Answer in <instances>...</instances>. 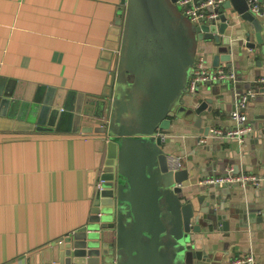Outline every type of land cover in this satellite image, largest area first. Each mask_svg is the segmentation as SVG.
<instances>
[{
  "label": "water",
  "instance_id": "1",
  "mask_svg": "<svg viewBox=\"0 0 264 264\" xmlns=\"http://www.w3.org/2000/svg\"><path fill=\"white\" fill-rule=\"evenodd\" d=\"M259 1L260 9L253 14L247 0H225L216 10L208 8L218 14L215 20L198 26L186 20L178 0H122L125 12L103 53L112 65L104 98H74L64 91L0 78V118H14L18 108V119L39 131L94 132L102 139L91 216L55 244L41 264H220L222 254L206 240L213 241L217 231L227 232L230 219L239 226L264 221V208L225 213L227 197L244 195L246 189L202 184L230 171L202 178L197 191L184 184L195 174L170 168L162 140L173 121L184 119L202 129L206 112L212 111L214 100L200 91L189 100L196 106L188 108L183 101L200 42L216 68L236 67L241 72L251 55H264V0ZM242 81L238 73L235 82ZM217 84L221 86L216 96L222 88L229 89L228 82ZM257 88L264 94V86L256 83L246 91ZM258 98L251 100L263 101ZM89 117L102 124L81 128ZM263 128L247 136L264 138ZM205 129L207 135L210 128ZM206 228L210 231L204 232Z\"/></svg>",
  "mask_w": 264,
  "mask_h": 264
},
{
  "label": "crops",
  "instance_id": "2",
  "mask_svg": "<svg viewBox=\"0 0 264 264\" xmlns=\"http://www.w3.org/2000/svg\"><path fill=\"white\" fill-rule=\"evenodd\" d=\"M121 1L0 0V78L24 87L64 91L74 98H104L112 65L103 53L115 23L125 12ZM204 46V42L198 44L196 58L202 56L208 67L216 68ZM225 69L242 74L243 81L228 82L229 89L222 88L218 96L214 95L221 86L217 83L200 88L202 97L214 100L202 129L177 119L164 131V150L181 157L182 169L194 172L195 177L184 184L196 191L198 182L212 173L264 174V138L255 136L264 126V94L258 88L256 97L263 101L252 99L247 107L254 136H247L243 144L218 138L199 142L207 127L233 128L230 113L236 96L248 92L251 83L264 86L263 54L251 55L241 72L236 67ZM193 95L186 90L183 96L188 108L196 106L189 101ZM19 113L15 108L14 118H0V264H41L55 244L84 226L91 216L95 161L102 139L94 132L39 131L19 120ZM101 124L89 117L81 128ZM225 206L228 215L244 208L260 211L264 183L247 187L244 195L228 196ZM229 221L227 232L217 231L213 241L206 240L222 254L220 264L249 253L257 264H264V221L247 226Z\"/></svg>",
  "mask_w": 264,
  "mask_h": 264
},
{
  "label": "built area",
  "instance_id": "3",
  "mask_svg": "<svg viewBox=\"0 0 264 264\" xmlns=\"http://www.w3.org/2000/svg\"><path fill=\"white\" fill-rule=\"evenodd\" d=\"M225 0H204L203 2L196 3L193 0H178L179 5L182 7V14L188 17L190 22L195 25H202L204 21L211 22L218 16L216 11L209 12L208 8L212 7L216 10ZM248 11L257 14L260 9L259 0H247ZM237 74L235 71L225 68H210L206 60L199 56L195 59L192 70V77L190 79L187 90L194 94L197 93L202 86L208 83H226L235 82ZM264 84V80H262ZM257 93L248 91L244 94H238L234 101V108L230 113V117L234 122V127L229 130L210 129L207 135H203L199 142L205 144L210 139L224 138L228 140H235L239 144L245 142L246 136L252 131L250 126L247 107L248 104ZM166 135L162 132V140L164 141ZM169 166L171 169L178 170L181 166V157L170 155ZM264 183V174H230L228 176L210 177L202 181V184H219V185H236L240 188L246 189L249 186L259 187ZM100 189V184L97 186ZM95 187V190L97 189ZM226 264H257L256 258L253 253L242 255L229 259Z\"/></svg>",
  "mask_w": 264,
  "mask_h": 264
},
{
  "label": "rangeland",
  "instance_id": "4",
  "mask_svg": "<svg viewBox=\"0 0 264 264\" xmlns=\"http://www.w3.org/2000/svg\"><path fill=\"white\" fill-rule=\"evenodd\" d=\"M186 20H187L189 23H191L188 17H186Z\"/></svg>",
  "mask_w": 264,
  "mask_h": 264
},
{
  "label": "bare ground",
  "instance_id": "5",
  "mask_svg": "<svg viewBox=\"0 0 264 264\" xmlns=\"http://www.w3.org/2000/svg\"><path fill=\"white\" fill-rule=\"evenodd\" d=\"M243 189V188H242Z\"/></svg>",
  "mask_w": 264,
  "mask_h": 264
}]
</instances>
